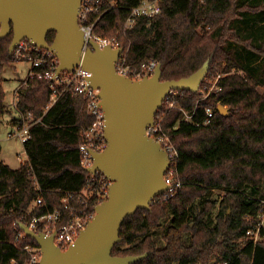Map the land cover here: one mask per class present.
I'll use <instances>...</instances> for the list:
<instances>
[{
    "label": "trees",
    "instance_id": "trees-1",
    "mask_svg": "<svg viewBox=\"0 0 264 264\" xmlns=\"http://www.w3.org/2000/svg\"><path fill=\"white\" fill-rule=\"evenodd\" d=\"M141 1L107 0L95 32L117 35L133 66L151 59L161 63L164 80L190 76L206 61V76L225 75L219 79L222 89L209 98L177 89L178 107L163 105L157 112L164 114L163 127L178 148L177 178L183 186L168 200L157 198L149 209L128 215L112 254L147 253L132 264H264V241L255 243L247 233L264 199V0H160L159 15L140 17L124 30L130 10ZM55 36L49 32L48 42ZM12 40L13 31L0 38V114L7 108L1 74L18 61L10 51ZM51 95L49 81L37 75L18 87L19 112L42 120L30 127L24 141L28 159L19 168L0 158V264H24L29 254L23 246L38 245L29 235L15 244L22 222L29 225L55 209L63 214L55 227L68 222L65 193L81 192L89 183L80 151L94 121L86 99L64 91L47 108ZM221 103L228 114L220 113ZM209 106L214 115L202 124ZM184 110L193 114L192 121L184 119ZM218 189L223 195H215ZM96 200L91 197V209Z\"/></svg>",
    "mask_w": 264,
    "mask_h": 264
},
{
    "label": "water",
    "instance_id": "water-1",
    "mask_svg": "<svg viewBox=\"0 0 264 264\" xmlns=\"http://www.w3.org/2000/svg\"><path fill=\"white\" fill-rule=\"evenodd\" d=\"M81 4L82 0H0V38L13 31L10 51L20 41L30 39L55 52L60 59L57 72L73 71L80 65L92 72L91 86L100 89L108 144L104 150L92 152L94 163L87 170L101 171L113 180L108 198L96 206L93 220L67 249L56 244L55 233L36 232L25 223L22 229L40 245L43 264H132L147 253L112 254L122 239V224L139 208L149 209L153 199L168 188L164 175L169 155L147 134V127L154 123L172 90L199 89L210 63L206 61L196 72L180 79L164 80L161 63L152 76L132 79L122 75L116 69L122 46L100 48L94 41L92 47L83 49ZM51 31L56 32L53 43L47 40ZM218 109L229 113L222 103Z\"/></svg>",
    "mask_w": 264,
    "mask_h": 264
},
{
    "label": "built area",
    "instance_id": "built-area-1",
    "mask_svg": "<svg viewBox=\"0 0 264 264\" xmlns=\"http://www.w3.org/2000/svg\"><path fill=\"white\" fill-rule=\"evenodd\" d=\"M106 7L107 0H82L79 13V24L84 33V50L92 47V42L94 41L98 43L100 48H105L107 46L114 48L121 47L117 35L106 37L95 32V26ZM160 13V0H142L140 4L134 6L130 10L123 28L126 30L127 28L132 27L137 23L140 17L153 19ZM39 50H42L41 56H32V52H38ZM13 51H15V58L18 61L24 59L32 61L33 68L30 71V75H37L38 77L49 81L52 95L47 108H50L57 101L58 96L64 91H70L75 95L84 96L87 103V110L93 116L94 121L93 124L84 131L85 139L80 146V151L82 164L86 169L92 166L94 163L92 152L102 151L108 144L105 138V112L101 106V98L99 96L100 89L91 86L92 72L81 65L76 67L73 71L65 70L57 72L60 59L55 52L33 44L30 39L20 41ZM158 64L159 63L156 60L151 59L143 63L140 67L133 66L129 64L125 51H123L116 62V69L122 75L129 76L132 79H141L145 76H152L155 73ZM223 75L225 74L219 73L217 76L213 77L205 75L199 89L196 91L199 92L200 100L207 99L212 93H216L222 89L219 84V79ZM176 95V90H172L164 100L163 105L170 108L178 107L176 104ZM184 112V119L192 121L193 114H190L185 110ZM206 114L207 117L201 122L202 124H208L211 122L214 115L213 108L210 106L207 107ZM18 118L19 120L15 123L17 129L10 133V137L19 136L22 141H26L30 138L31 125L34 122H40L42 117L37 118L33 112L27 114L20 112ZM163 119L164 114L156 113L154 123L147 127V134L157 140L169 155V166L164 175L168 188L164 193L156 196L153 201L157 198L168 200L178 194L183 186V181L177 178L179 151L177 146L172 142L168 130L163 127ZM112 183L113 180L105 173L101 171H97L96 173L90 172L89 183L85 189L81 192H66L63 197L65 208L71 213V218L68 222L56 228L55 225L62 219L63 214L59 209H55L52 212L39 217H34L31 224H29V227L36 232H39L37 228L40 225H43L44 231L40 232H43L46 235L55 233L54 240L56 244L63 250L67 249L76 241L81 231L93 220L96 215V206L101 203L103 199L106 200L108 198ZM92 196H95L97 199L96 201H98V203L95 204L94 209H91V207L88 206L91 202ZM41 202V198L37 200V203ZM76 202H80L82 208H79ZM260 209L256 224L247 231L249 237L255 243L264 241V199L261 202ZM23 223L24 222L21 223V227ZM26 235V232L23 230L22 233L17 235L15 244H17L21 236ZM23 249L29 254V257L24 264H43V252L39 244L35 245L33 243H26L23 246ZM174 264L191 263L175 262ZM197 264L202 263L199 262Z\"/></svg>",
    "mask_w": 264,
    "mask_h": 264
},
{
    "label": "rangeland",
    "instance_id": "rangeland-1",
    "mask_svg": "<svg viewBox=\"0 0 264 264\" xmlns=\"http://www.w3.org/2000/svg\"><path fill=\"white\" fill-rule=\"evenodd\" d=\"M32 68L33 63L30 60L16 61L12 66L6 67L1 74L7 108L0 114V158L12 168H19L21 163L28 159L24 141L19 136L10 137V133L17 129L13 120L20 115L16 106L18 87L29 77ZM232 72L236 70L233 69ZM260 90L264 91V87ZM214 193L217 196L223 195L219 189Z\"/></svg>",
    "mask_w": 264,
    "mask_h": 264
}]
</instances>
